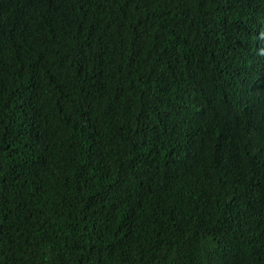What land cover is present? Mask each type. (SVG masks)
Here are the masks:
<instances>
[{
	"label": "trees",
	"instance_id": "obj_1",
	"mask_svg": "<svg viewBox=\"0 0 264 264\" xmlns=\"http://www.w3.org/2000/svg\"><path fill=\"white\" fill-rule=\"evenodd\" d=\"M0 264H264V0H0Z\"/></svg>",
	"mask_w": 264,
	"mask_h": 264
}]
</instances>
